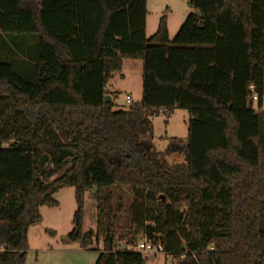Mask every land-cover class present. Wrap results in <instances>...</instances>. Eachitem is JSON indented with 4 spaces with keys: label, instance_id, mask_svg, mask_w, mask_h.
<instances>
[{
    "label": "trees",
    "instance_id": "16d2710c",
    "mask_svg": "<svg viewBox=\"0 0 264 264\" xmlns=\"http://www.w3.org/2000/svg\"><path fill=\"white\" fill-rule=\"evenodd\" d=\"M188 5L170 40L165 16L145 35L146 0H0V34L38 36L34 81L16 70L17 49L0 59V264H25L29 226L66 186L67 238L100 242L94 264H144L121 249L140 233L175 264H264V109L248 90L260 108L264 0ZM123 58L141 60L142 96L113 109L106 84ZM175 106L188 114L186 140L169 146L184 161L168 164L145 110ZM90 185L96 223L83 231Z\"/></svg>",
    "mask_w": 264,
    "mask_h": 264
},
{
    "label": "rangeland",
    "instance_id": "374dc122",
    "mask_svg": "<svg viewBox=\"0 0 264 264\" xmlns=\"http://www.w3.org/2000/svg\"><path fill=\"white\" fill-rule=\"evenodd\" d=\"M145 35H152L157 27L158 20L165 16L168 36L171 40L176 34L184 18L190 11L188 0H146ZM38 36L36 34L19 35L14 39L10 35L0 34V59L6 54L5 50L14 48L19 51L24 68L16 70L29 81H34V61ZM13 46V47H11ZM14 55V54H13ZM19 57L13 56L19 62ZM17 63V62H16ZM142 62L140 59L123 58L121 70L112 74L106 84V91L111 96L113 109H126L130 104H137L142 96ZM130 96V103L126 96ZM263 99H264V69H263ZM264 108V103H263ZM145 114L152 123L151 143L161 152L166 163L183 162V154L169 146L171 138L179 140L178 146L185 143L186 124L188 114L185 109L175 106L170 111L159 108L152 113L145 110ZM7 143H3L6 146ZM67 165L59 168L54 175L44 178L51 181L60 175ZM51 169V166H46ZM95 185H90L84 192L83 204V231L95 227L96 202L94 198ZM53 198L57 206H40L41 221L29 226L27 231L28 249L25 264H94L101 243H93L88 249H82L78 241L67 238L71 230V218L75 210L74 188L66 186L58 189ZM119 233H122L120 230ZM138 239V238H137ZM136 239V241H137ZM144 264H175L169 255H158L147 258Z\"/></svg>",
    "mask_w": 264,
    "mask_h": 264
},
{
    "label": "built area",
    "instance_id": "2783aa9c",
    "mask_svg": "<svg viewBox=\"0 0 264 264\" xmlns=\"http://www.w3.org/2000/svg\"><path fill=\"white\" fill-rule=\"evenodd\" d=\"M248 90L250 93V100L253 104L252 106L255 109H264L263 108L264 101H263L260 108L257 107V105H256L257 100H258V94H257L253 84H250L248 86ZM126 102L130 103V96L129 95L126 96ZM125 248L132 249L136 252H139L144 257H147V258H155L156 256L161 255V254L166 255L165 250H164V246L160 241H153L151 239H148L142 233L139 234L138 240L135 242L134 245H132V246H125V245L121 246V249H125ZM1 250H3V245L0 244V251Z\"/></svg>",
    "mask_w": 264,
    "mask_h": 264
},
{
    "label": "water",
    "instance_id": "95a60500",
    "mask_svg": "<svg viewBox=\"0 0 264 264\" xmlns=\"http://www.w3.org/2000/svg\"><path fill=\"white\" fill-rule=\"evenodd\" d=\"M105 100H106L107 102H109V101L111 100L110 96L107 95Z\"/></svg>",
    "mask_w": 264,
    "mask_h": 264
},
{
    "label": "crops",
    "instance_id": "0c3cea01",
    "mask_svg": "<svg viewBox=\"0 0 264 264\" xmlns=\"http://www.w3.org/2000/svg\"><path fill=\"white\" fill-rule=\"evenodd\" d=\"M263 101H264V99H263Z\"/></svg>",
    "mask_w": 264,
    "mask_h": 264
}]
</instances>
